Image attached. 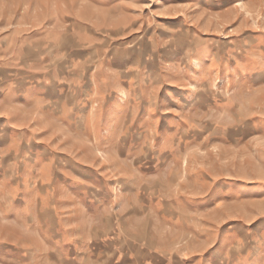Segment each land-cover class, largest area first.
I'll list each match as a JSON object with an SVG mask.
<instances>
[{"label":"rangeland","instance_id":"rangeland-1","mask_svg":"<svg viewBox=\"0 0 264 264\" xmlns=\"http://www.w3.org/2000/svg\"><path fill=\"white\" fill-rule=\"evenodd\" d=\"M0 264H264V0H0Z\"/></svg>","mask_w":264,"mask_h":264}]
</instances>
